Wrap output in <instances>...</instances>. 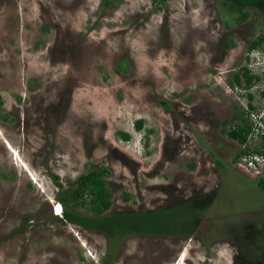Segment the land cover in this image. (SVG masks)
I'll list each match as a JSON object with an SVG mask.
<instances>
[{
    "label": "rangeland",
    "instance_id": "rangeland-1",
    "mask_svg": "<svg viewBox=\"0 0 264 264\" xmlns=\"http://www.w3.org/2000/svg\"><path fill=\"white\" fill-rule=\"evenodd\" d=\"M246 11L0 0V264H264V160L233 162L244 147L223 133L238 113L249 149L264 133V42L247 54L264 13ZM91 171L109 210L95 214L88 184L68 207L79 223L65 221L57 198ZM187 207L190 236L120 235L121 216Z\"/></svg>",
    "mask_w": 264,
    "mask_h": 264
},
{
    "label": "trees",
    "instance_id": "trees-1",
    "mask_svg": "<svg viewBox=\"0 0 264 264\" xmlns=\"http://www.w3.org/2000/svg\"><path fill=\"white\" fill-rule=\"evenodd\" d=\"M157 1V0H153ZM227 8L238 14V21H244L248 12L246 11L249 8H258L262 13H264V0H221ZM264 42V37H258L256 40L251 42V45L247 48V54L254 50ZM245 72L244 77V87L250 89V87L257 81L259 77L256 75H251ZM229 86H241V78L238 73L233 76V82L228 83ZM248 98L251 99V96L248 95ZM165 106V103H162ZM250 106V105H249ZM237 121L236 125L230 126L228 131H223V133L231 140L236 141L240 146H243L244 149L240 150L236 156L233 158V162H237L240 156L248 154H256L264 158V133L260 135L261 145L256 149H249L247 147L248 138L253 132V125L248 123V115L238 113L234 116L230 123ZM264 124V119L261 120ZM140 122H137L136 128L139 129ZM122 138L124 140L128 139L127 134L122 133ZM102 174L100 171L89 172L87 175L81 177L77 180V186L70 191L67 199L65 197L57 198L58 201L63 205L64 211L62 212L61 218L65 221L71 223H79V221L74 217V214L68 210V207L72 208L77 207L79 204L85 205L83 202L73 203L81 196V193L85 190V187L90 184L92 188V199H91V208L95 211V214H104L109 210L111 203L107 200L106 190L104 188L103 182L101 180ZM256 186L264 193V176L260 177L256 181ZM197 209V208H196ZM194 207H187L186 210H178V214L175 211L169 212V209L153 210L146 211L144 213H135L124 215L120 217L121 226L119 227V232L121 236H131V235H140L143 237H151L158 235H182L184 237L190 236L193 232V227L191 224L187 223V220L194 221L198 216V212ZM112 219L108 223H105L102 227L106 230L108 224H113L117 221ZM82 225L91 227L87 223H82ZM185 230V231H184ZM108 231V230H107ZM184 231V232H183ZM102 264H107L103 262Z\"/></svg>",
    "mask_w": 264,
    "mask_h": 264
},
{
    "label": "built area",
    "instance_id": "built-area-1",
    "mask_svg": "<svg viewBox=\"0 0 264 264\" xmlns=\"http://www.w3.org/2000/svg\"><path fill=\"white\" fill-rule=\"evenodd\" d=\"M262 120V119H261ZM261 120L259 122H261ZM239 160V159H238ZM242 165L244 166V168H248V170H256V166L260 165L261 162H263V157L256 155V154H248V155H244V157H242Z\"/></svg>",
    "mask_w": 264,
    "mask_h": 264
},
{
    "label": "clouds",
    "instance_id": "clouds-1",
    "mask_svg": "<svg viewBox=\"0 0 264 264\" xmlns=\"http://www.w3.org/2000/svg\"><path fill=\"white\" fill-rule=\"evenodd\" d=\"M61 212V211H60Z\"/></svg>",
    "mask_w": 264,
    "mask_h": 264
}]
</instances>
